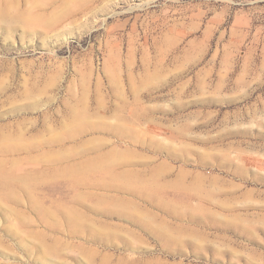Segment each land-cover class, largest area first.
I'll list each match as a JSON object with an SVG mask.
<instances>
[{
    "label": "rangeland",
    "instance_id": "obj_1",
    "mask_svg": "<svg viewBox=\"0 0 264 264\" xmlns=\"http://www.w3.org/2000/svg\"><path fill=\"white\" fill-rule=\"evenodd\" d=\"M0 264H264V0H0Z\"/></svg>",
    "mask_w": 264,
    "mask_h": 264
}]
</instances>
